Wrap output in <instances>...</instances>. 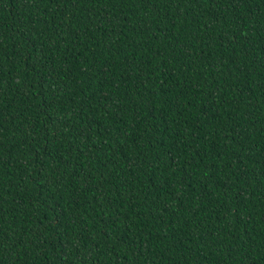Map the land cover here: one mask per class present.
<instances>
[{
  "label": "trees",
  "instance_id": "16d2710c",
  "mask_svg": "<svg viewBox=\"0 0 264 264\" xmlns=\"http://www.w3.org/2000/svg\"><path fill=\"white\" fill-rule=\"evenodd\" d=\"M0 264H264V0H0Z\"/></svg>",
  "mask_w": 264,
  "mask_h": 264
}]
</instances>
